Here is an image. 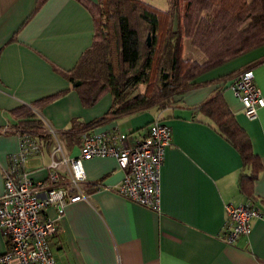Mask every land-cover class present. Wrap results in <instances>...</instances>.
<instances>
[{
  "label": "crops",
  "instance_id": "1",
  "mask_svg": "<svg viewBox=\"0 0 264 264\" xmlns=\"http://www.w3.org/2000/svg\"><path fill=\"white\" fill-rule=\"evenodd\" d=\"M35 4L36 0H0V127L11 118L13 107L64 89L48 104L34 108L35 114L58 132L72 118L87 121L98 116L112 100L103 94L98 102L82 107L63 74L92 42L94 28L87 10L76 0H45L37 8ZM262 51V46L247 51L196 80L207 82L233 72ZM252 70L264 99V62ZM215 85L202 84L174 98L184 106L196 105ZM229 85L231 81L222 91L223 99L248 132L262 168L252 184L251 202L260 217L251 219V231L240 235L234 244L223 241L227 233L224 204L249 201L237 186L239 174L247 171L240 165V156L206 125L208 121L200 113L187 107H164L95 128L117 122L126 130L124 144H132L154 115L167 123L172 136L160 167L159 210L146 209L112 191L123 175L114 157L81 160L84 183L88 184L82 188L85 199L67 202L62 214L51 206L40 213L56 225L48 240L52 264H264V103L255 118H246ZM17 149L18 135L0 134V195L7 155ZM42 152L25 164L36 180L44 177L48 165V152ZM69 153L76 154L73 149ZM5 249L6 240L0 232V253Z\"/></svg>",
  "mask_w": 264,
  "mask_h": 264
},
{
  "label": "trees",
  "instance_id": "2",
  "mask_svg": "<svg viewBox=\"0 0 264 264\" xmlns=\"http://www.w3.org/2000/svg\"><path fill=\"white\" fill-rule=\"evenodd\" d=\"M44 1L36 0L35 8ZM166 1V9L160 10L140 0H76L91 16L92 42L63 74L71 89H75L82 107L98 102L103 94H109L112 101L94 118L70 119L56 137L71 152L83 132L103 123L164 107L191 108L203 115L208 121L206 125L240 156V165L247 171L239 174L237 186L251 201L252 184L262 169L260 157L252 149L248 132L227 107L222 91L238 72L245 68L252 70L264 62V0ZM185 41L198 48L202 60L182 57ZM261 46L263 51L257 58L246 61L233 72L207 82L196 80L209 69ZM209 82L216 85L196 105L184 106L174 98ZM64 91L13 107L9 111L11 118L0 127V134L30 133L48 151L54 139L45 131L43 120L34 108L48 104ZM82 187L86 189L88 184Z\"/></svg>",
  "mask_w": 264,
  "mask_h": 264
},
{
  "label": "built area",
  "instance_id": "3",
  "mask_svg": "<svg viewBox=\"0 0 264 264\" xmlns=\"http://www.w3.org/2000/svg\"><path fill=\"white\" fill-rule=\"evenodd\" d=\"M252 72L251 68L238 72L229 89L243 107V115L253 119L264 99ZM44 127L54 140L47 151L48 165L41 180L31 177L25 169L29 157L40 156L45 151L41 141L30 133L18 136V149L7 155L3 167L0 232L6 240V249L0 253V264L53 263L48 240L56 225L40 213L51 206L62 214L67 202L85 199L81 160L93 156L114 157L123 175L112 191L146 209H158L160 167L164 149L170 145L172 136L166 122L154 115L145 132L132 144H124L126 130L117 122L100 130L88 129L81 134L74 156L58 141L54 127L46 123ZM224 206L227 233L223 241L234 244L240 235L246 236L251 231V219L260 217V213L251 201L238 205L228 202Z\"/></svg>",
  "mask_w": 264,
  "mask_h": 264
},
{
  "label": "rangeland",
  "instance_id": "4",
  "mask_svg": "<svg viewBox=\"0 0 264 264\" xmlns=\"http://www.w3.org/2000/svg\"><path fill=\"white\" fill-rule=\"evenodd\" d=\"M140 1H145L148 4L151 5V7L155 9H160V10H165L166 9V0H140ZM250 1V0H249ZM183 50H182V57H189V59H203V55L201 52L198 50V48H194L191 45L188 44L187 41L184 42L183 44ZM142 87V85H140ZM143 88V87H142ZM74 152H76V148L73 149Z\"/></svg>",
  "mask_w": 264,
  "mask_h": 264
},
{
  "label": "water",
  "instance_id": "5",
  "mask_svg": "<svg viewBox=\"0 0 264 264\" xmlns=\"http://www.w3.org/2000/svg\"><path fill=\"white\" fill-rule=\"evenodd\" d=\"M146 37H147V39H146V43H147V45H148V44H149L150 37H149V35H147Z\"/></svg>",
  "mask_w": 264,
  "mask_h": 264
}]
</instances>
